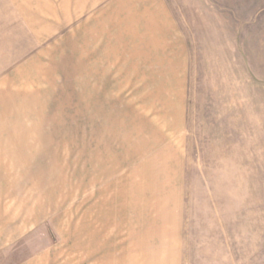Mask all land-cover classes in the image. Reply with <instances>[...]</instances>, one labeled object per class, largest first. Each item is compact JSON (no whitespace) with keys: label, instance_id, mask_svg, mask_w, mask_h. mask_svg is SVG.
<instances>
[{"label":"rangeland","instance_id":"obj_1","mask_svg":"<svg viewBox=\"0 0 264 264\" xmlns=\"http://www.w3.org/2000/svg\"><path fill=\"white\" fill-rule=\"evenodd\" d=\"M43 2L0 56V264H103L100 193L157 148L186 264H264V0Z\"/></svg>","mask_w":264,"mask_h":264},{"label":"crops","instance_id":"obj_2","mask_svg":"<svg viewBox=\"0 0 264 264\" xmlns=\"http://www.w3.org/2000/svg\"><path fill=\"white\" fill-rule=\"evenodd\" d=\"M34 5L36 11L30 12ZM43 5H46L43 0H0V19H3L0 33L4 35L0 37L3 42L0 56L3 61L6 45L13 43L15 50L16 34L21 33L20 24L16 26V18L29 17L34 23L35 19L48 16L43 13ZM167 157L161 153V148L144 153L140 167L126 171L124 194L118 192L119 188L113 184L106 186L103 194L100 193L109 208V215L105 212L102 218V231L109 227L111 241L118 243L117 249L113 248L104 256L103 264H186V176L180 168H167ZM123 202V216H119ZM90 264L99 263L93 260Z\"/></svg>","mask_w":264,"mask_h":264}]
</instances>
